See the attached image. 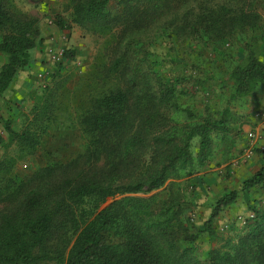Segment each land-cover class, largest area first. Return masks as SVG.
<instances>
[{
  "label": "trees",
  "instance_id": "trees-1",
  "mask_svg": "<svg viewBox=\"0 0 264 264\" xmlns=\"http://www.w3.org/2000/svg\"><path fill=\"white\" fill-rule=\"evenodd\" d=\"M109 1L68 0L70 18L55 22L61 29L76 24L102 34L117 19L125 23L126 41L109 68L90 73L78 100L82 153L48 160L24 176L14 173L12 156L0 157V264H264V204L250 205L249 197L252 187L264 188V166L240 188L252 219L205 257L196 254L194 236L171 204L157 202L155 194L138 195L190 172L195 163L203 165L214 144L210 132L219 126L207 117L177 125L171 114L175 90L143 68L138 55L149 42L138 35L169 23L177 33L222 41L254 28L256 5L264 0H117L122 10L116 16L106 10ZM38 24L0 0V52L7 56L0 66V97L30 67V50L42 40ZM231 75L235 95L250 92L264 84V61L248 49L247 64ZM53 115L52 101L36 104L23 126L14 129L7 119L4 127L17 150L32 156ZM238 195L232 189L216 199L203 227L210 238L214 219Z\"/></svg>",
  "mask_w": 264,
  "mask_h": 264
},
{
  "label": "rangeland",
  "instance_id": "rangeland-1",
  "mask_svg": "<svg viewBox=\"0 0 264 264\" xmlns=\"http://www.w3.org/2000/svg\"><path fill=\"white\" fill-rule=\"evenodd\" d=\"M9 2L22 15L38 20L42 38L41 42L30 50L32 69L29 70V67L28 71L20 70L13 84L0 97V157L3 154L12 156L15 161L14 173L24 176L48 160L66 161L82 153L84 142L76 122L77 114L81 111L78 100L87 92L84 87L86 81H89L90 73L111 66L118 50L126 41L125 23L117 19L112 20L108 24L109 29L106 28L102 34L76 24H72L68 29H61L55 22L60 16L70 18L68 0ZM117 2L110 0L107 4L106 10L111 16L121 13L122 8ZM256 9L259 20L254 28L236 30L222 41L206 42L194 34L177 33L175 27L169 23L162 24L155 32L147 30L138 35H141L142 40L149 42L146 46L148 51L138 55V58L143 60V68L150 69L162 84H169L175 90L171 114L177 125L197 123L204 117L210 122L219 121V126L213 127L210 132L214 144L210 147V154L203 165L198 166L195 163V168L190 172L185 171L180 176L170 178L162 187L150 193L138 194H155L157 202L162 201L165 205L171 204L174 207L176 216L187 228V235L194 236L192 245L199 257H205L210 248L218 247L225 238L239 233L252 219L248 217L252 211L247 208L244 196L238 189L239 195L233 203L240 197V203L244 204L248 213L238 210L236 215L229 217L224 211L226 206L213 221L211 238L203 229L216 199L223 194V189H227V186L224 187L226 180L233 175L230 161L234 159L239 162V158L241 164L246 163L241 159L242 150L236 149L227 157L228 154L218 145L231 133L232 123H235L233 111H236L237 102L241 97L254 94L264 103V84L255 86L250 92L235 95V80L231 75L236 66L247 64L248 49L264 61V3H257ZM50 28L59 32L58 36ZM45 40L48 42L45 43ZM50 44H63L65 53L72 52L70 57L63 58L56 72L57 63L52 64L47 60L46 48ZM6 58L7 56L0 52V66ZM36 63L39 64L38 67ZM40 71L47 72L44 82L37 79V73ZM21 73L23 77H18ZM21 78L25 79L26 83L23 85L27 86L26 91L14 87L17 79ZM50 101L54 109V119L43 136L40 147L32 156L19 152L16 144L8 137L4 127L5 120L10 119L12 128L18 129L23 126L26 116L31 117L36 104ZM187 112L193 116H189ZM245 144L247 145V142ZM197 146L198 137L193 140L194 155ZM44 151L48 153L44 154ZM146 159L148 161L150 155ZM255 171V167L249 168L244 173L245 177ZM249 195L250 205L261 207L264 204V188L254 186ZM2 206L0 202V208ZM238 216L243 220H239Z\"/></svg>",
  "mask_w": 264,
  "mask_h": 264
},
{
  "label": "crops",
  "instance_id": "crops-1",
  "mask_svg": "<svg viewBox=\"0 0 264 264\" xmlns=\"http://www.w3.org/2000/svg\"><path fill=\"white\" fill-rule=\"evenodd\" d=\"M50 29L51 31L56 33V36H58L59 32H57L53 28ZM61 31L63 32L64 30ZM47 42L48 40H45V43ZM41 47H43V43ZM38 66L39 64L37 65V67ZM31 69L32 67L29 68V70ZM26 71H28V69ZM22 75L23 73L19 74L18 77H23ZM24 82V78H21V80L17 79L14 87H19L21 88V90L26 91L27 86L23 85ZM8 104H10V102H8ZM237 104L238 106L235 109L236 111H233L235 113V116L233 117L235 123H232L231 133H229L228 136L220 141L218 145L225 150V153L228 154L227 157H230L231 154H233V151H236V149H240L241 151L246 145L245 143L248 142L246 133L248 131H256L258 137L254 144V155L252 156L251 160H249L245 164H241L239 158V162H236L234 159L230 161L233 175L226 180L224 187L227 186V189H223V193L232 189H240L242 181L246 178V174L244 173L247 172L249 168L255 167V170H258L261 166H264V103L259 96L250 94L245 97H241V100L237 102ZM236 163H239V166L236 165ZM239 198L237 202L225 208L224 211L226 212V214H228L229 217L236 215V211L238 210H240L241 213H248L247 208L243 203H240Z\"/></svg>",
  "mask_w": 264,
  "mask_h": 264
},
{
  "label": "built area",
  "instance_id": "built-area-1",
  "mask_svg": "<svg viewBox=\"0 0 264 264\" xmlns=\"http://www.w3.org/2000/svg\"><path fill=\"white\" fill-rule=\"evenodd\" d=\"M64 53H65V49L63 47V44L58 46L50 44L46 48L47 60L52 64L60 63L63 60V58H65ZM46 74H47L46 71L38 72L37 73L38 81L44 82L47 76ZM246 137L248 142L247 145L243 147L242 156H241L243 162L249 161L254 155V144L256 142L258 135L256 131L250 130L246 133ZM248 217H253V213L248 214ZM238 218L239 220L242 219V217H238Z\"/></svg>",
  "mask_w": 264,
  "mask_h": 264
}]
</instances>
